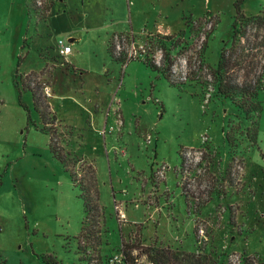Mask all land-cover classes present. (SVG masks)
<instances>
[{
    "label": "rangeland",
    "instance_id": "1",
    "mask_svg": "<svg viewBox=\"0 0 264 264\" xmlns=\"http://www.w3.org/2000/svg\"><path fill=\"white\" fill-rule=\"evenodd\" d=\"M33 1L0 0V264H111L136 237L264 263V73L253 94L234 95L240 106L210 96L234 25L264 17V0ZM74 8L88 15L74 30L82 41L54 62L56 42L70 38L57 14L78 23ZM156 33L178 36L183 50L169 59L185 85L145 65L141 46L166 67L148 44ZM113 40L134 59H111ZM236 46L230 84L250 93L264 23ZM18 75L50 97L17 89Z\"/></svg>",
    "mask_w": 264,
    "mask_h": 264
},
{
    "label": "trees",
    "instance_id": "2",
    "mask_svg": "<svg viewBox=\"0 0 264 264\" xmlns=\"http://www.w3.org/2000/svg\"><path fill=\"white\" fill-rule=\"evenodd\" d=\"M32 4L34 5L33 0H32ZM32 10L34 13H37V11L33 7ZM45 17L46 16L43 15L41 18L44 19ZM261 23H264V17L258 16L252 19L251 18L245 19L242 27H238L234 25L232 32V37L234 38L232 49L228 52L226 50L222 51L221 59L218 67L216 68V70H211V73H213L212 76L214 78L213 90L210 95L211 98H212V94H217L220 92L222 94L230 95L232 101L235 102L236 100L234 99V95L236 93L242 94L244 96H248L249 94L250 95L253 94V92L257 88H260V86L262 85V77H263L264 69L260 74L258 85H256L254 87V90L251 91L250 93H248L247 91L246 93H244L242 92L243 90H237L234 87V85L230 84L231 77L229 74L234 71L233 66L236 64L237 61L235 58L232 60V57L234 56L233 54L236 51L237 42L240 41L244 36L245 28H247L250 25H259ZM177 37L178 36L160 35L156 33V35H154V37L148 41L149 42L148 44H154V45L156 44L159 47H161L162 50L165 52V56L167 57L165 61L166 67H161V65L160 66L157 65L149 57L151 54L149 53L147 54L146 48L144 53L142 52L140 53L146 54L148 58L144 61L146 66H148L149 68L151 67L153 70L159 71L160 73L164 74L168 79H170V81L173 84L185 85L187 81L177 80L172 75L173 67H172V62L169 59V57L173 55V51H175L178 48ZM124 39L131 41L129 37H125ZM206 41H205V46H206ZM205 46L201 51V56ZM108 47H109L108 54L111 56V59L115 61H120L123 64H125L126 62L134 59V57L129 58L127 56L126 52L120 48V44L116 40H113ZM178 49L183 50V48L181 49V47ZM202 61L204 62L203 58ZM31 77L32 75L25 76L24 78L18 75L15 76L13 80L17 89H19V84H22L23 89H28L32 91L34 95L37 96L36 97L37 101H39L42 104L43 102H45L44 100L46 99V97L45 99H43L40 96L36 95V92L32 86L33 83L31 81ZM196 81L201 83L197 79ZM235 104L237 103L235 102ZM95 201L97 202L98 198L95 197ZM86 206L88 208L87 209L88 212H90L91 209L95 208V214H100L97 203L93 205L92 202L90 201L89 195L86 196ZM99 216L100 215H98L97 217ZM118 256H120L122 260L120 264H139L138 262L142 256L146 257V264H229L227 263L229 257L228 255H218L215 251H211L210 253H205V252L190 253V252H185L180 248L177 249L171 246H160L158 244L144 245L142 241L137 237L129 242L123 241L120 249V254ZM253 260L256 263H254ZM238 262L239 263L237 264H264L262 262H257L254 258H249L245 255H241Z\"/></svg>",
    "mask_w": 264,
    "mask_h": 264
},
{
    "label": "crops",
    "instance_id": "3",
    "mask_svg": "<svg viewBox=\"0 0 264 264\" xmlns=\"http://www.w3.org/2000/svg\"><path fill=\"white\" fill-rule=\"evenodd\" d=\"M54 3V2H53ZM51 4V6H52V8L54 7V4ZM66 3V8H68V6H69V2H65ZM74 10V12H76L77 14H81L82 15V17H79L80 19L77 21L78 23H75V24H72V23H67L65 20H66V15L65 14H61V13H58L57 14V16H58V18L61 20V24H60V26H62L60 29H62V28H64V26H68L67 28H64V29H66L67 31H68V33L70 34V38L68 39V41H69V44L71 45V49H72V51H71V53L69 54V55H67V56H70V55H72L73 54V48H72V46L75 44H77V43H80L81 41H82V38L81 37H79V36H75L74 35V30L75 29H77L78 28V26L79 25H82V21L83 20H87L88 19V15L85 13V12H83V11H80L79 10V8H74L73 9ZM67 11V10H66ZM50 14L51 13H48L47 15H46V17L44 18V22H46L45 20L50 16ZM85 25H87V24H85ZM60 26H58V25H52V27H53V29H54V27H60ZM157 32H159V31H157ZM206 43H207V41H206ZM109 46V45H108ZM109 48V47H108ZM54 50H55V52H56V47L54 46ZM57 57H60L59 55H57V52H56V55L55 56H53L52 57V60L54 61V62H57ZM66 57V56H65ZM64 57V58H65ZM117 113V112H116ZM118 115L119 116H121L119 113H117L116 114V117H118ZM203 161H201V163H202Z\"/></svg>",
    "mask_w": 264,
    "mask_h": 264
},
{
    "label": "built area",
    "instance_id": "4",
    "mask_svg": "<svg viewBox=\"0 0 264 264\" xmlns=\"http://www.w3.org/2000/svg\"><path fill=\"white\" fill-rule=\"evenodd\" d=\"M139 50L144 53L145 52V47L141 46L139 47ZM72 49H71V45L69 44V41L65 40V39H59L57 42H56V52H57V55H59L61 58H64L65 56L69 55L71 53ZM135 57V52H131V54L128 56L129 58L130 57ZM172 75L174 76L175 75V71L172 70ZM175 78V76H174ZM176 79V78H175ZM185 79V78H184ZM179 80H182L183 81V78L179 79ZM44 92H45V96L46 97H50L49 95H51V91H50V88L47 86L45 89H44ZM117 122L118 124L120 125L121 124V117L118 115L117 117ZM120 219H123L124 220V214L123 213H120L119 215ZM235 256V255H233ZM121 257L116 255L113 257V259L111 260V264H120L121 263Z\"/></svg>",
    "mask_w": 264,
    "mask_h": 264
}]
</instances>
